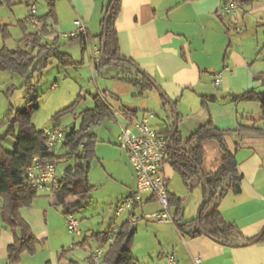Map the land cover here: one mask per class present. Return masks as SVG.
I'll list each match as a JSON object with an SVG mask.
<instances>
[{
  "label": "crops",
  "instance_id": "crops-1",
  "mask_svg": "<svg viewBox=\"0 0 264 264\" xmlns=\"http://www.w3.org/2000/svg\"><path fill=\"white\" fill-rule=\"evenodd\" d=\"M0 1L1 5L13 7L16 2H36L38 0ZM119 1L120 10L115 19L114 28L121 56L131 60L139 70L163 90L169 99L176 102V110L180 119L177 127L183 138H187L208 121H211L219 130L225 131V144L235 156L238 172L242 176L240 192L234 194L228 191L221 197L218 205L222 219L236 227V232L228 236L226 243L218 242L205 234L192 236L191 233L197 229L194 226L186 228L183 233H180L171 222L172 225L169 227L172 230L167 234L162 232V236L158 233L155 236L157 243L154 246L151 244L146 247L144 253L134 255L131 248L133 257L137 260V264H141L140 259L143 264H169L165 260L167 254L174 255L176 264H195L194 257L200 259L198 264H264V241L246 244L248 240L257 236L264 229V134L246 130L237 131L239 126H254L261 130L264 129L262 110L259 104L254 101L226 99L215 102L207 101L205 105L201 103L204 97L222 99L240 95L248 90L264 92V32L251 33V36L247 37L243 32V29L244 31L247 29L246 25L239 28L235 26L240 30V33L231 37L230 33L225 31L226 24L223 16L219 13L223 3L221 0ZM52 2L55 19H47L51 33L43 35V39L52 42L57 38L60 52L68 54L77 62L82 61L81 66L69 68L77 71L81 69L82 72L88 71L89 56L87 51L82 52L79 41L78 46L69 44L77 40L65 39L62 37V33L74 30L75 21L80 20L86 29L87 47L100 46L99 36L102 33V20L110 0H53ZM50 3H47L45 13L37 17H42L48 12ZM247 9H249L247 12L253 15V20H260L264 25V0H255ZM28 12L29 9L17 22L21 29H26V25H23L22 22ZM3 26L8 27L7 25ZM7 33L9 37L8 28ZM26 35L28 34H24L20 41ZM62 47H64V51H61ZM86 63H88V69ZM135 70V68L131 69L129 74L134 76ZM120 71L123 73L122 69ZM218 72L221 73L220 83L216 85L213 76ZM153 90L156 91L155 89H146L139 94L137 87L123 81L117 75L106 85V89L98 94L101 95L110 110L111 119L119 123L117 118H121L126 126L130 120L121 113L122 110L136 111L137 118L147 112H152L149 99L155 100L154 96L150 94ZM158 96L160 97L159 93ZM131 98L142 100L137 102ZM160 101L162 103L161 98ZM171 112L170 109L165 120H153V125L161 130L164 125L171 122L169 119ZM90 132L92 133L91 129ZM83 144L84 141L80 145ZM190 147L187 146V149ZM203 150L201 171L213 173L220 166L221 150L215 140L205 141ZM57 154L59 157H66L65 160H61L66 162V165L71 163V157L65 154L63 141L58 146ZM95 159H97L96 146ZM126 163H124V167L127 175H117L116 177L118 182L126 187L125 193L135 186V175L128 156ZM164 176L167 181L168 193L182 200V221L195 219L193 215L184 214V198H188L186 192L194 195L197 216L204 199L202 185L198 184L192 190H188L168 162L164 166ZM176 176L186 190L185 193L170 191L169 184ZM89 182L95 188V184L90 179ZM145 194L147 195L143 196V207L145 204L156 201L148 193ZM49 202L53 207L55 197L38 194L30 206L19 210L21 217L39 242L36 251L40 248L43 240L50 241L52 213L48 208ZM171 208L174 210L173 207ZM187 229L190 231H186ZM17 234L19 235V231ZM81 235L82 232L79 236ZM12 242L13 232L0 222V264H9L7 248ZM72 247H68V250ZM83 247L89 248L86 260L90 251L96 248L106 250V245L99 246L96 242L93 249H90L89 243ZM49 248L48 256L44 257L42 264H60L66 257V249L63 248V245L53 248L49 245ZM60 248L62 249L58 251ZM35 255L36 252L33 255L23 253L17 264H38L40 259L35 258ZM70 264L79 263L70 260Z\"/></svg>",
  "mask_w": 264,
  "mask_h": 264
},
{
  "label": "trees",
  "instance_id": "trees-1",
  "mask_svg": "<svg viewBox=\"0 0 264 264\" xmlns=\"http://www.w3.org/2000/svg\"><path fill=\"white\" fill-rule=\"evenodd\" d=\"M221 1L223 5L227 0ZM233 1L237 3L238 8L249 7L255 0ZM1 4L2 2L0 1ZM119 10L120 1L110 0L102 20V33L99 36L101 46L105 25L103 54L106 58L100 60L97 71L102 66L113 63L117 68L123 70L120 79L137 87L140 94L142 91L154 89V87L151 83L152 79L139 70L131 60L122 57L119 52L114 28ZM106 16L107 19L105 21ZM49 18L55 19L53 2L49 4L48 12L44 16L38 17L36 31L22 39V42L30 46V49L21 46L13 49L5 46L0 47V71H8L25 78L29 86L26 96L32 88L30 80L32 73L35 71L41 73L49 66L51 61H56L63 68H77L82 65V61L77 62L68 54L58 50L57 38L52 42L44 41L43 35L51 33L47 24V19ZM0 31L2 32V37L6 39L8 37L6 26L0 28ZM68 40L79 41L83 53L87 50V36ZM134 68L136 73L133 76L129 74V71ZM103 95H105L104 92ZM160 98L162 105L168 106L172 111L169 118L171 122L164 125L160 130L168 137L167 162L188 190H192L195 186L201 184L204 196L196 218L191 221H182V200L168 193L169 207L174 208L172 223L180 233H183L186 228L194 226L197 229L191 233L192 236L205 234L218 242L226 243L228 236L236 232V227L222 219L218 206L207 216L203 215L226 179H229V184L227 190L222 192L221 197L228 191L234 194L240 192L242 176L238 172L235 156L225 144V131L219 130L211 121H208L187 138H183L178 127L174 129L175 123L180 120L176 110V102L170 99V105L161 95ZM92 99L93 107L83 110L79 114L81 119L80 127L78 129L72 128L64 134L63 138L65 154L71 157V163L64 167L62 174L58 177L53 196L55 197L54 205L60 209L64 217L82 209L86 202L91 199V193L94 189V186L89 182L88 175L91 163L95 160L97 138L90 130L88 134H85V130L87 127L91 128V126L105 119L112 118L110 110L100 94H95ZM226 99L257 102L262 110V120L264 121V92L248 90L240 95L222 99L204 97L201 103L205 105L207 101L215 102ZM77 101L76 99L74 103L52 115L54 128L59 125V120L63 116L73 111ZM38 109L37 98H30L26 100L24 109H18L16 112L9 111L3 120L0 121V124L4 122L8 124L6 134L16 130L15 143L11 151L3 148L2 141L4 138L0 137V222L13 232V242L7 248L9 264L19 263L23 253L35 254L39 243L19 213L21 208L30 206L38 196V193L28 183L25 176V171L31 158L35 155H40L44 149V131L36 129L31 123V117ZM121 113L130 121L137 118L136 111L122 110ZM243 130L264 134V129L261 130L254 126H239L237 131ZM207 140H215L222 153L220 166L213 173H203L201 171L204 157L203 143ZM83 141L84 144L80 145ZM187 146H191L190 149H187ZM207 195L209 199L204 201ZM17 231H19V235ZM135 232L136 226H131L127 220L122 222L111 235L101 231L92 232L89 237L93 238L99 246L106 245V250L98 264H137V260L131 252ZM262 241H264V229L257 236L248 240L246 244ZM86 243L87 237H84L78 244L83 247ZM87 260L88 264H94L89 257Z\"/></svg>",
  "mask_w": 264,
  "mask_h": 264
},
{
  "label": "rangeland",
  "instance_id": "rangeland-1",
  "mask_svg": "<svg viewBox=\"0 0 264 264\" xmlns=\"http://www.w3.org/2000/svg\"><path fill=\"white\" fill-rule=\"evenodd\" d=\"M53 0H38L36 2H16L13 7L0 6V27L7 25L9 31V37L4 39L0 31V47L5 46L7 48H15L17 46L30 49V46L25 45L20 41L24 34H29L35 31V27L28 24L26 29H21L17 22L20 20L30 9L31 4L35 5L36 15L40 16L45 13L47 9V3ZM247 7H238L236 9V16L231 19L228 15L223 16L224 23L226 24L225 31L230 33L232 37L234 34H239L240 30L236 29L246 25L247 29L244 31V35L247 37L251 33L264 32V25L260 20H253L252 14H249ZM29 13V12H28ZM234 23V24H233ZM245 23V24H244ZM242 29V28H241ZM247 32V33H245ZM44 41H48L45 40ZM78 46V41H72L69 44ZM64 51V47L61 48ZM86 61L88 59L86 58ZM88 69V63L85 64ZM84 65V66H85ZM65 69V70H64ZM84 71V70H83ZM122 75L120 69H118L113 63L110 65L102 66L93 77L90 70L82 72L71 69L69 67L63 68L53 61L49 66L41 73L35 71L31 75L32 88L29 94V86L26 83V79L8 72L0 71V121L6 116L9 111L16 112L18 109H24L25 102L30 98H37L39 103V109L32 115L31 123L38 130H45L53 128L52 115L57 111L71 105L77 99L74 109L69 114L63 116L59 120L57 129H61L64 133H67L72 128L78 129L80 127V112L93 107L92 97L101 93L106 89V85L109 84L116 76ZM39 79V80H38ZM38 80V81H37ZM117 81V80H116ZM155 100L149 99L150 107L153 113L157 115L155 121L159 119H166L169 115L170 108L166 105H162L160 97L156 91H151ZM26 97V98H25ZM137 102H141L142 99L131 98ZM118 122L112 119H106L91 126V131L96 135V157L92 163L89 179L95 184V188L91 193V199H89L82 209L74 211V216L79 220V229L82 235H72L66 230L64 223L65 217L61 214L60 209L57 206H50L52 216L50 218V237L49 240H43L40 248L36 251L35 258L40 259L38 264L44 262V257L48 256L49 245L53 247L63 245L66 249V257L60 262V264H70V260L76 261L79 264H88L86 260L89 248L78 246V243L87 237V243L90 244V249L95 247L94 239L89 237L91 232H107L112 234V228H118L122 222L127 220V215L123 213L120 217L114 215L117 204L125 198L130 190L125 193V186L121 185L117 180V175L126 176V169L124 163H126L127 154L121 148L118 147V134L120 132V126H125V122L121 118H117ZM8 131V124H0V137H3V148L7 151H11L15 143L16 130L10 134H6ZM127 164V163H126ZM66 162L60 161L57 167V175L62 173V170ZM123 186V187H122ZM170 191H176L177 193H185L180 179L176 176L174 180L169 184ZM123 190V192H121ZM188 198H184V214H190L196 218V202L194 195L186 192ZM144 194L143 196L145 197ZM162 210V206L158 201H154L145 204L144 207H138L135 209V216L139 218L136 223V234L133 240L132 252L134 255H140L144 253L146 247L149 245H155L157 243L155 236L159 233L162 236L170 232L172 225L169 223H158L155 219L144 218L145 214L153 212H159ZM173 215L174 210L170 209ZM73 244V245H72ZM73 246V247H72ZM68 247H72L68 250ZM60 248L58 251H60ZM28 256V255H25ZM30 258V257H26ZM140 263L143 264L140 259Z\"/></svg>",
  "mask_w": 264,
  "mask_h": 264
},
{
  "label": "built area",
  "instance_id": "built-area-1",
  "mask_svg": "<svg viewBox=\"0 0 264 264\" xmlns=\"http://www.w3.org/2000/svg\"><path fill=\"white\" fill-rule=\"evenodd\" d=\"M237 3L227 0L219 9L222 16L228 15L231 19L236 16ZM23 25L38 26L36 8L31 4L27 17L23 20ZM75 29L62 33L65 39H75L86 36V29L80 20L75 21ZM89 56V69L93 77L96 75L100 58V46L87 47ZM218 72L213 76L214 83H220ZM157 115L147 112L139 118L129 121L128 125L120 126L118 134V147L126 151L128 161L135 175V187L116 206L114 215L120 217L123 213L127 215V221L131 226H135L138 217L135 216V209L144 204L143 195L148 193L162 206L159 212L145 214L146 219H155L157 222H172L173 215L168 204L167 181L164 176V166L167 163L168 137L153 125V120ZM90 127H87L85 134H88ZM45 134L44 149L40 155L31 158L25 171L28 183L38 194H48L53 196V190L57 186L58 175L57 165L65 156L59 157L57 149L63 141L64 132L56 127L43 130ZM66 230L69 234L79 235V220L74 214L65 217ZM112 233L117 229L112 228ZM111 235V234H110ZM105 252L104 248H96L89 252V258L94 264H98ZM165 260L169 264H176L173 254L165 255ZM195 264L200 262L198 257H194Z\"/></svg>",
  "mask_w": 264,
  "mask_h": 264
},
{
  "label": "water",
  "instance_id": "water-1",
  "mask_svg": "<svg viewBox=\"0 0 264 264\" xmlns=\"http://www.w3.org/2000/svg\"><path fill=\"white\" fill-rule=\"evenodd\" d=\"M106 19H107V16L105 18V21H106ZM103 33L104 34H103V38H102V43L100 46V58H101V60H104L106 58V57H104V54H103L104 41H105V25H104ZM151 83H152L154 89L163 97V99L166 102H168V104L171 105V100L165 95L163 90H161V88L153 80H151ZM176 127H177V123H175L174 129ZM228 184H229V179H226L223 182V184L221 185L220 190L216 193V196L212 199L211 203L208 205V207L204 211V213H203L204 216H207L210 212H212L219 205L220 199H221V194L223 191L227 190ZM208 199H209V196L207 195L204 201H207ZM186 231H190V229H187Z\"/></svg>",
  "mask_w": 264,
  "mask_h": 264
}]
</instances>
